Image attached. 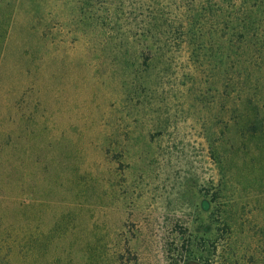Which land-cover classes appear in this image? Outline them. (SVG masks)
<instances>
[{
	"label": "rangeland",
	"instance_id": "obj_1",
	"mask_svg": "<svg viewBox=\"0 0 264 264\" xmlns=\"http://www.w3.org/2000/svg\"><path fill=\"white\" fill-rule=\"evenodd\" d=\"M193 8L0 0V264H264V154L226 143L224 17L204 11L199 57L139 37Z\"/></svg>",
	"mask_w": 264,
	"mask_h": 264
},
{
	"label": "trees",
	"instance_id": "obj_2",
	"mask_svg": "<svg viewBox=\"0 0 264 264\" xmlns=\"http://www.w3.org/2000/svg\"><path fill=\"white\" fill-rule=\"evenodd\" d=\"M183 1L193 4L190 15L184 14L177 21L163 14L146 17L148 32H139V37L146 42L159 43L163 53L182 45L198 47L201 45L198 38L206 40L202 29L205 26L204 11L212 10L216 16L222 14L224 35L216 39L223 41L221 55L224 61H220L218 72L224 93L229 96L236 92L241 102L235 120L240 140L237 143L228 137L226 143L231 150L234 148L247 156L250 154L253 161L259 159L257 151L264 154V0ZM196 30L200 33L195 34ZM193 50L194 56L199 57L201 47ZM252 142H258L257 151L251 148ZM217 155L219 162L223 163L226 158L218 151Z\"/></svg>",
	"mask_w": 264,
	"mask_h": 264
}]
</instances>
